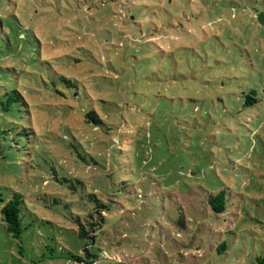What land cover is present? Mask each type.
I'll list each match as a JSON object with an SVG mask.
<instances>
[{"label":"rangeland","instance_id":"374dc122","mask_svg":"<svg viewBox=\"0 0 264 264\" xmlns=\"http://www.w3.org/2000/svg\"><path fill=\"white\" fill-rule=\"evenodd\" d=\"M261 13L264 0H0V93L29 105L0 123V205L17 196L23 227L12 237L0 212V264L264 258ZM91 194L112 206L96 244L77 221Z\"/></svg>","mask_w":264,"mask_h":264},{"label":"trees","instance_id":"16d2710c","mask_svg":"<svg viewBox=\"0 0 264 264\" xmlns=\"http://www.w3.org/2000/svg\"><path fill=\"white\" fill-rule=\"evenodd\" d=\"M5 31V26L1 19L0 37ZM5 42L10 45V41H8V39L5 40ZM253 93L255 92L253 91ZM248 98L250 100V102H248L249 105L256 103V99L251 100L250 97ZM28 106V102L20 90H18L16 87L9 86V88L5 90L4 93H0V123L3 121V118L6 116V114L8 116L12 115V113L22 114L23 108ZM86 118V122L88 124H93L96 127L102 126L104 123L101 116L95 110H91L90 112L86 113ZM2 132L11 135L10 131ZM88 198L95 203V208L89 213V215L86 217L84 216V219L81 217L77 218L80 226L79 235L81 237L90 238L93 241V244H96L98 236L97 228L104 223L107 214H109L112 210V206L106 202H103L93 194L88 195ZM1 202V221L6 226L8 233L12 237L20 239L23 233V227L21 219V204L18 197L15 196L8 201L2 199ZM210 203L214 205V209L217 212H223L226 209V200L223 194L214 196L210 200ZM95 215L97 218L94 217ZM84 220L86 227L82 224V221ZM75 261L80 264H98L99 257L96 254H90V252L86 250L85 255L83 257H76ZM256 262V264H264V258L259 257L257 258Z\"/></svg>","mask_w":264,"mask_h":264},{"label":"water","instance_id":"95a60500","mask_svg":"<svg viewBox=\"0 0 264 264\" xmlns=\"http://www.w3.org/2000/svg\"><path fill=\"white\" fill-rule=\"evenodd\" d=\"M258 21L260 24L264 25V14L263 13L258 15Z\"/></svg>","mask_w":264,"mask_h":264}]
</instances>
